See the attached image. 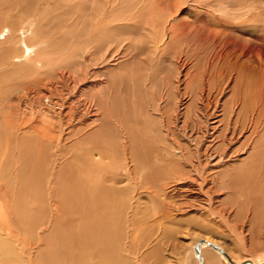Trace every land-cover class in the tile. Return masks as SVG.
Segmentation results:
<instances>
[{
    "label": "rangeland",
    "instance_id": "1",
    "mask_svg": "<svg viewBox=\"0 0 264 264\" xmlns=\"http://www.w3.org/2000/svg\"><path fill=\"white\" fill-rule=\"evenodd\" d=\"M0 2L15 264H182L203 237L237 260L264 254V0Z\"/></svg>",
    "mask_w": 264,
    "mask_h": 264
},
{
    "label": "bare ground",
    "instance_id": "2",
    "mask_svg": "<svg viewBox=\"0 0 264 264\" xmlns=\"http://www.w3.org/2000/svg\"><path fill=\"white\" fill-rule=\"evenodd\" d=\"M15 2V1H14ZM17 2V1H16ZM19 3H22V2H20V1H18ZM1 3V2H0ZM7 3H9V2H7ZM10 4V3H9ZM11 4H13L12 2H11ZM16 6L17 5H19V4H15ZM14 5V6H15ZM108 5V4H107ZM35 6V5H34ZM21 8V7H20ZM19 8V9H20ZM103 8V7H102ZM1 9V8H0ZM22 9H24V8H22ZM2 11H3V9H1ZM115 10V9H114ZM113 10V11H114ZM1 12V11H0ZM15 12H17V11H15ZM108 12H109V10H108ZM2 13V12H1ZM9 13V12H8ZM14 13V12H13ZM23 13V12H22ZM107 13V12H106ZM3 14H4V12H3ZM7 14V13H6ZM11 14V13H10ZM20 14V13H19ZM104 15V14H103ZM11 17H14V16H11ZM96 17V16H95ZM110 17V16H109ZM100 19H102V18H100ZM99 20V19H98ZM102 20H100V22H101ZM19 23V22H18ZM100 25V24H99ZM105 25V24H104ZM110 27V26H109ZM4 28H5V26H4ZM23 28H25V27H23ZM102 28H104V27H102ZM96 29H98V27L96 28ZM99 29H101V27L99 28ZM17 27H14V25L11 27V25H10V27L9 28H7L6 30H5V33H2V35L4 36L7 32L8 33H10V35L8 34V36L6 37V36H4V38H3V40L4 39H9V41H10V43H11V45H15V43H14V41L17 43V42H19V39H21V35H19L18 33H17ZM106 30V29H105ZM159 30V29H158ZM3 31V30H2ZM97 31H99V30H97ZM161 31V30H160ZM21 34V33H20ZM37 34V33H36ZM32 35H35V33H33ZM161 35V34H160ZM35 37V36H34ZM39 37V36H38ZM86 39L88 38L87 36L85 37ZM96 39V38H95ZM102 39V38H101ZM100 39V40H101ZM104 39V38H103ZM1 40V39H0ZM2 40V41H3ZM8 41V40H7ZM102 41V40H101ZM32 42H34V40L32 41ZM97 42H99V41H97ZM103 42H104V40H103ZM115 42V41H114ZM14 43V44H13ZM68 43V42H67ZM86 43H87V47H89V49H91V48H93L94 47V44H93V47L92 46H90V45H92L91 44V42H88V39H87V41H86ZM100 43V42H99ZM106 44V46H105V44ZM104 43H101V46H103V48L105 47V48H111V44H110V42H108L106 39H105V42ZM118 42H116V44H117ZM6 44V43H5ZM77 44H79V43H77ZM7 45V44H6ZM10 45V46H11ZM25 45V44H24ZM35 45V44H34ZM72 45V44H71ZM97 45V44H96ZM111 45V46H110ZM120 45V44H119ZM97 46H99V45H97ZM42 47H44L45 48V43L43 42V40H42V38L41 37H39V41H38V43H37V47H35V48H31L33 51L34 50H36L37 48H42ZM100 47V46H99ZM3 48V47H2ZM44 48H42V49H44ZM101 48V47H100ZM103 48H102V50H103ZM104 48V49H105ZM21 51V50H20ZM62 51V50H61ZM95 51V50H94ZM118 51V50H117ZM6 52V51H5ZM36 52V51H35ZM42 52V51H41ZM93 52V51H92ZM96 52H97V50H96ZM95 52V53H96ZM105 52V51H104ZM112 52V51H111ZM28 53V52H27ZM51 53V52H50ZM66 53V52H65ZM65 53H63L64 55H65ZM33 54H37V53H34L33 52ZM41 54V53H40ZM62 54V55H63ZM69 54H71V53H69ZM113 54H114V52H113ZM10 55V54H9ZM8 55V56H9ZM12 55H13V53H12ZM50 55V56H49ZM11 56V55H10ZM37 56H39V55H37ZM41 56V55H40ZM52 55L51 54H49V53H43L42 54V58H44L43 60H46V59H49L50 60V57H51ZM12 58V57H11ZM41 58V57H40ZM56 58V57H55ZM72 58V57H71ZM39 59V58H38ZM1 60H2V58H1ZM18 61V60H17ZM17 61H16V63H17ZM96 61V60H95ZM35 62V61H34ZM28 64V63H27ZM37 65H39V63H36ZM61 64V63H60ZM7 65V64H6ZM44 65V64H43ZM73 65V64H72ZM47 66V65H46ZM36 67V66H35ZM69 69H71V68H69ZM73 69V68H72ZM107 70V69H106ZM228 84V83H227ZM229 87V84L228 85H226V88H228ZM28 88V87H27ZM225 88V89H226ZM224 91V90H223ZM41 97V96H40ZM32 100V99H31ZM42 107V106H41ZM59 107V106H58ZM64 108V107H63ZM44 109V108H43ZM39 113V112H38ZM42 113H43V117H45V118H47L48 119V117H50V115L47 113V111L46 110H42ZM42 115L40 114V117H41ZM56 116H57V114H56ZM39 117V118H40ZM53 117V116H52ZM51 118V117H50ZM49 118V119H50ZM10 119H12V118H10ZM41 119V118H40ZM39 119V120H40ZM45 119L43 118V121H44ZM51 120V119H50ZM54 120V119H53ZM11 121H13V119L11 120ZM45 122V121H44ZM52 122V121H51ZM56 122V121H55ZM22 123V122H21ZM50 123V122H49ZM53 123V122H52ZM22 124H24V123H22ZM26 124V126L28 127V128H30V129H33L35 132H38V133H40V126H43L44 127V125H37V124H35V125H33V124H30V123H25ZM48 126V125H47ZM51 126V125H50ZM53 126V125H52ZM49 127V126H48ZM22 128V127H21ZM51 128V127H50ZM43 130H45V129H43ZM48 130V129H47ZM47 133V132H46ZM41 134V133H40ZM45 135V134H44ZM43 135V136H44ZM257 146L254 148V150H253V153L254 152H256L257 153V155H258V157L260 156V153H259V151L257 150ZM220 154V153H219ZM251 156V155H250ZM208 157H210V156H208ZM213 157V156H212ZM248 157V156H247ZM252 157V158H251ZM251 157H249V159L248 160H246L245 162H242V164H244V165H247L248 166V168H249V166H251L252 164L254 165L257 161L256 160H254L253 159V155L251 156ZM260 158V157H259ZM204 159V158H203ZM203 159H201L200 157H199V161L202 163V160ZM208 159H210V158H208ZM250 159H251V161H250ZM252 159L254 160L253 162H252ZM212 160V159H211ZM210 160H208V162H209ZM226 161H230V158L228 157V155L226 154V153H222V154H220V159H218L217 161H216V163L215 164H217V163H221L222 165H225L226 164ZM255 162V163H254ZM181 164V163H180ZM193 164V163H192ZM227 165V164H226ZM239 166H240V164L238 165V168H239ZM242 167V166H241ZM246 167V166H245ZM185 168V167H184ZM243 168V167H242ZM241 169V168H240ZM247 169V168H246ZM246 169H244V172H245V170ZM252 169V168H251ZM230 170V169H229ZM249 170V169H248ZM258 170V169H257ZM126 171H127V169H126ZM232 171V170H231ZM226 172H228V173H230L229 171H226ZM234 172H236V171H234ZM237 172H241L240 170H238ZM248 172H250V171H248ZM224 173V172H223ZM246 173V172H245ZM230 174H232V173H230ZM224 176H228V175H224ZM233 176V175H232ZM231 176V177H232ZM236 176H237V174H236ZM233 177H235V175L233 176ZM227 177H225V179H226ZM230 178V177H229ZM229 178H227V179H229ZM221 179H223V176L221 175ZM225 179H223L221 182H223V184H224V180ZM8 199V198H7ZM10 200V199H9ZM8 200V201H9ZM7 201V202H8ZM7 202H5V203H3V202H0V264H15L14 263V261H13V258H12V253H11V251H10V249H9V247H12L11 245H9L8 244V242H7V237H5V233H7V236L9 235L8 234V232H9V230H10V225L11 224H8V212H7V210H9V209H7V205H6V203ZM10 202H11V200H10ZM165 204H167L166 205V208L168 207V209H169V211H168V213L169 214H171L172 213V207H170V205L168 204V203H165ZM8 205H10V204H8ZM55 205V204H54ZM57 206V205H56ZM55 207V206H54ZM53 207V208H54ZM202 211V210H201ZM10 213V212H9ZM167 213V214H168ZM171 217L173 218V216L171 215ZM199 240H204L203 241V243H201L200 244V249H201V256H202V262L200 261V259H199V257H198V255H197V253H196V251H195V245L198 243V241ZM209 242H213V243H215V244H217L219 247H221L222 249H224L225 251H226V253L229 255V257H230V259L235 263V264H264V254H262V255H258V256H256V255H253V256H251V257H249V258H247V259H244V260H237V258L232 254V252L229 250V249H226V247L224 246V245H221L220 243H218V242H216V241H214V240H212V239H210V238H208V237H203V238H200V239H197L196 240V242L195 243H193L192 244V246H190V248L187 250V252H185L186 254L184 255V256H182V257H180V262H182V264H210L209 262H210V260H209V258H210V256L212 255V256H216V258H218V259H220V260H222L223 259V261L225 262V263H227V264H232L230 261H229V259H227V257H225L222 253H221V251H219L218 249H214L213 247H211L210 245H209ZM245 244H246V242H245ZM244 245V244H243ZM105 251L108 253V250L106 249V247H105ZM113 255H107V254H104V256H102V257H100V258H98V262H99V264H118V263H116V258H114V257H112ZM245 261H249V263H245Z\"/></svg>",
    "mask_w": 264,
    "mask_h": 264
},
{
    "label": "water",
    "instance_id": "3",
    "mask_svg": "<svg viewBox=\"0 0 264 264\" xmlns=\"http://www.w3.org/2000/svg\"><path fill=\"white\" fill-rule=\"evenodd\" d=\"M204 240H199L198 243L195 245V251L200 259V261L202 262V256H201V249H200V244L203 243ZM209 245L211 247H213L214 249H218L219 251H221V253L227 257V259H229V261L232 263V264H235L229 257V255L226 253V251L224 249H222L221 247H219L217 244L213 243V242H209ZM245 263H249V261H245Z\"/></svg>",
    "mask_w": 264,
    "mask_h": 264
}]
</instances>
